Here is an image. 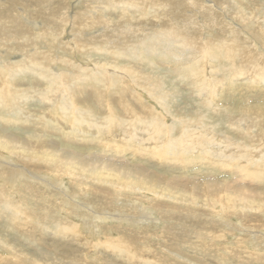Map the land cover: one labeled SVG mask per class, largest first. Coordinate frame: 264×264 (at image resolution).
Returning <instances> with one entry per match:
<instances>
[{"label":"rangeland","instance_id":"obj_1","mask_svg":"<svg viewBox=\"0 0 264 264\" xmlns=\"http://www.w3.org/2000/svg\"><path fill=\"white\" fill-rule=\"evenodd\" d=\"M153 1L41 0L36 6L37 0H0V33L26 23L41 30L56 10L46 30L55 31L66 49L82 33L75 16L90 9L109 20L108 29L93 20L86 33L96 42L102 43L99 35H122L117 50L90 41L70 56L47 50L56 42L29 28L39 40L33 45L28 38L33 48L46 53L25 56L13 79L0 75V92L12 84L11 93L18 95L11 105L4 104L8 91L0 98V144H19L37 158L23 166L25 158L19 163L0 148V264H264V38L260 42L256 34L264 26V0H230L232 10L215 22L194 16L198 23H217L212 28L202 25L193 35H167L145 45L141 35L186 28L177 3L193 1L194 7H182L191 15L215 5L170 0L171 9H159ZM245 15L246 28L255 27L253 37L261 43L251 37L259 51H248L253 60L239 49L225 51L223 36L237 39L242 27L233 29V22L243 26ZM0 51L1 67L22 56L9 47ZM132 52L139 53L137 59ZM41 55L46 72L29 62ZM106 62L131 64L162 87L152 97L121 78L91 79L102 67L120 71ZM62 70L71 76L66 84L57 78L58 85L69 89L57 94L46 73L50 78ZM154 116L163 127L151 125ZM164 129L171 134L164 136ZM75 168L131 175L132 189L99 187ZM12 169L25 175L11 181ZM138 181L147 189H138ZM226 197H242L240 206L223 211Z\"/></svg>","mask_w":264,"mask_h":264},{"label":"bare ground","instance_id":"obj_2","mask_svg":"<svg viewBox=\"0 0 264 264\" xmlns=\"http://www.w3.org/2000/svg\"><path fill=\"white\" fill-rule=\"evenodd\" d=\"M17 1V0H16ZM21 1V0H19ZM45 1V0H44ZM50 1V0H49ZM57 1V0H56ZM101 0H99L100 2ZM184 1V0H183ZM209 1V0H206V2ZM212 1V0H210ZM61 1H59L60 3ZM186 2V1H185ZM50 3V2H49ZM232 2L230 0H215L213 4L215 5H212V6H209V7H212L213 10H204V11H201L199 12L198 10H196V13L195 14H189V11H187L188 14H184L183 12V9L182 7H194V2L193 1H189L188 2V5H183V3H177L176 6L177 9L182 12V18L180 19L181 23H184L186 25V28H183V29H179L176 25V29H174V27L169 30H166V31H162L161 34H159L158 32V35L157 33H151L150 32L146 35L144 34L143 36L141 35V39L140 41L146 45V43H151L159 38H162L164 36H175L177 34L183 36H190V35H193L192 32H197L196 30H200L202 25L205 26V29L207 30V28H212L213 25H216L217 23H208V22H199L198 23V18L194 17L195 15H197V17L199 16H203V15H209L210 18L212 19L213 22L217 21L218 20V15L219 14H225L226 11L228 10H232V8H230V6L232 5L231 4ZM4 4V3H3ZM41 4V0H37V4L36 6H39ZM64 4V2H63ZM154 8H169L171 9V3H170V0H166V1H161V0H154L152 2ZM235 4V3H234ZM61 5V4H60ZM69 5V4H68ZM183 5V6H182ZM219 5L221 7H219ZM16 6H17V3H16ZM52 6V5H51ZM63 6V5H62ZM65 6V5H64ZM63 6V7H64ZM241 6V5H240ZM47 7V6H46ZM53 7V6H52ZM57 7V6H56ZM61 7V6H60ZM60 7H59V12H60ZM69 7V6H68ZM220 9V10H217V8ZM54 8V7H53ZM58 8V7H57ZM56 8V9H57ZM45 9V8H44ZM48 9V7H47ZM193 8H191L192 10ZM256 10V9H255ZM72 11V10H70ZM168 11V10H166ZM46 12V11H45ZM44 12V13H45ZM22 13L24 14L25 11ZM50 13V12H49ZM57 11L55 10V13L53 16H48L46 18H48V20H45V21H42L43 24H44V28H41V30H38L36 29L32 24H29V23H26L27 26H23L21 24H19V28H16V30L13 31H10L9 33H0V47L1 46H4V47H9V50L10 52H12L14 54V52H16V54H22V56L20 57L19 55V58L17 56H15L13 58V62H8L7 63V66L5 64H2L3 67L0 66V75L1 76H7L9 79H13L11 73L13 71V68L22 63L23 62V58L25 56H28V57H35L36 55H39L41 53H46V51H38L37 49H34L32 44L35 45V43L39 40H36L34 39V34L29 32L28 29L29 28H34V31H38L40 33H46L47 36H49L51 39L50 40H53L56 42V45L54 46H49L47 48V50H54L56 52L57 55H59L58 53H67L68 55L71 56V53L72 52H75L76 54H78L80 51H83L84 49L88 48V44L89 42L91 41V44H95L96 46L98 44H101L102 46L104 47H111V48H115V50H117V43L119 42L120 38L122 37V35H118V36H115V37H112L111 35L109 36H104V35H99L98 37H102V43H98L95 41V38L94 37H91L90 36V33L87 34L86 32H88L89 30H92V23H93V20L96 19L98 22H96L97 25H101L104 27V29H108L109 26L107 24L106 21H109L107 19H104L102 15H100V12H95V11H92L90 9H88V13H84L83 15H77L75 16V24H80V29L79 31L82 32V33H77L76 37H74V41H75V44L71 47L68 46V48L66 49H63V44L62 42L59 41V39L57 38L56 36V33L55 31L51 32L49 30H46V29H49L50 26H52L54 24V21L56 20L57 17L53 18L55 15H56ZM235 13H237V11H235ZM254 13V12H253ZM21 14V13H20ZM38 14V12L36 11V15ZM48 14V13H47ZM61 14V12H60ZM245 14H246V11H245ZM0 15H1V12H0ZM35 15V16H36ZM99 15V16H98ZM9 15H7L8 17ZM12 16V15H11ZM10 16V17H11ZM44 16V15H43ZM62 16V15H61ZM95 16H98V17H95ZM240 16H243L240 15ZM254 16V15H252ZM3 15L0 16V20L2 21L3 20ZM67 17V16H66ZM224 15L222 16H219V19L222 20L224 18ZM262 17V16H261ZM264 17V16H263ZM262 17V18H263ZM15 18V17H14ZM43 19H45L44 17H42ZM65 18V17H64ZM10 19V18H9ZM54 19V20H53ZM200 19H202L200 17ZM242 19V23L245 22V20H247V23H243L242 25L243 26H239V25H236L238 23H236L235 21L233 22V29L239 31L241 30L240 27H242V32H239L237 33V39H235L234 37H232V35H224L223 37L226 38V46H225V51L226 52H229L228 50L230 51H233L234 53L237 52V50H241V52H244L243 55H241L242 57H245V58H248V59H251L253 60V56H250L251 54H256L257 52H255V48L252 49V38H253V41L255 44H258L259 40L260 42H263V38H264V26L260 27L259 28V31H261V35L255 30V27L254 28H246V25L249 24V18L247 17V15H245V17L241 18ZM33 20V19H32ZM85 20H89V21H85ZM105 20V21H104ZM162 20L161 17H157L155 16L154 18V22L156 24L160 23ZM173 20H175V18H173ZM231 20V19H230ZM263 21V20H262ZM57 22V21H56ZM63 21H61L60 23H62ZM59 23V24H60ZM66 24H70L69 20L68 19H65V25ZM41 25V24H40ZM61 25V24H60ZM245 25V26H244ZM1 26V25H0ZM42 26V25H41ZM56 26V25H55ZM58 26V25H57ZM145 26H148V25H144L143 28ZM161 26V25H159ZM75 27V26H74ZM15 28V27H14ZM53 28V27H52ZM56 28V27H55ZM3 29V28H2ZM145 29V28H144ZM149 28H147L148 30ZM162 29V28H161ZM4 30V29H3ZM9 30V29H8ZM57 30V29H55ZM146 30V31H147ZM150 30V29H149ZM30 34H29V33ZM78 32V31H77ZM145 32V30H144ZM257 32V33H256ZM255 33L257 34V38H259V40L256 41V39L253 37L255 35ZM128 34V33H127ZM142 34V33H141ZM161 35V36H160ZM230 36V37H228ZM78 37V38H77ZM252 37V38H251ZM32 41V44L30 42V40ZM77 41V42H76ZM94 41V42H92ZM183 41V40H182ZM18 43L19 46L18 47H10L11 45H13L12 43ZM259 42V43H260ZM60 43V44H59ZM72 44V43H71ZM90 44V45H91ZM261 44V43H260ZM38 47V46H37ZM254 47V46H253ZM256 47V46H255ZM262 47V46H261ZM97 48H99V46H97ZM242 48V49H241ZM263 48V47H262ZM7 50V49H6ZM63 50V52L61 51ZM253 51V53H249L248 51ZM260 50V49H259ZM8 52V50H7ZM204 52V51H202ZM245 52L249 53V55L245 54ZM0 53H2L0 51ZM6 54V52H3ZM238 53H240V51H238ZM264 53V52H263ZM228 54H232V53H228ZM241 54V53H240ZM209 55V52H204V56H207ZM1 56V55H0ZM139 56V53L138 52H132V58L131 59H137ZM45 57V56H44ZM44 57L41 55L40 58H36L37 62H33V61H29L31 64H34L35 66L38 67L37 71H41V70H44L43 69V62H44ZM6 58V57H5ZM20 59V60H18ZM86 58H82L80 60H85ZM1 61H3V59H0ZM72 60V59H71ZM86 61V60H85ZM131 61V60H129ZM128 61V62H129ZM73 62V61H72ZM71 63V62H69ZM108 65L107 66H112L116 69H120V71H115V70H111V69H107L106 67H102L101 70L99 71L98 74H95L92 76V73L91 75H89L91 77V79H94V80H102L103 78H106V80H115L117 78H121L123 79V81H121V83H125L124 80H127V81H130L134 87H136L135 89H143L145 92H148L149 95H151L152 97H155L157 92H158V88L159 87H162V82L161 81H158V79H152L150 80L149 77L143 75V73L139 70V69H136L133 65L131 64H128L127 66H118V65H112L111 63L109 62H106ZM6 66V67H5ZM78 66V64H77ZM80 67V66H79ZM78 67V68H79ZM85 67V66H84ZM81 68V67H80ZM16 69V68H15ZM14 69V71H15ZM84 69V68H83ZM19 73L23 72L22 69L20 68H17L16 69ZM143 71V70H142ZM46 72V71H45ZM81 72L84 73L83 70H81ZM110 72V73H109ZM254 72H256V68L254 70ZM68 72H66L65 70H62V74L58 75V74H55L54 73V76L50 77L48 76V74L46 73V77L48 79V82L49 83H53L55 82V87H56V92L57 94H60L62 91H65V90H68L69 87L67 88H63L61 87L60 85H58V82H57V78H58V81L59 82H62L63 84H66V82L69 80L70 76L69 74H67ZM70 73V72H69ZM146 73V72H145ZM196 74H198L199 76H201V72H198L196 70ZM212 75H213V72H212ZM145 76V80L143 81H138V77H143ZM212 80V77L211 79H209V81ZM126 81V82H127ZM141 83H148L146 86L144 87H141ZM153 84H156V86H154ZM153 85V86H152ZM125 87V86H124ZM133 89V87H132ZM14 90V87L12 84H7L6 85V88L4 91L0 92V98H2L5 94L6 91L7 94L11 97L9 100H7L6 102H4L5 105H11V104H14L16 102V99H17V96H15L13 93H11V91ZM19 92L21 91H24L23 89H18ZM142 90V91H143ZM25 92V91H24ZM140 93V92H139ZM48 96H51V92H50V88L48 89V92L47 94L44 96L45 99H47ZM1 107V106H0ZM151 125L154 126V127H163V123H160L159 122V119H157L155 116L153 117V119L151 120ZM165 131H167V134H166V137L171 134V130L170 129H164V133L163 135L165 136ZM19 144H12V145H9V144H0V148L3 149L4 151L8 152L9 154V157L10 158H13L15 159L17 162H19V158L23 157L25 158V162L22 164L23 166H26L27 164L28 165H31L34 161L37 160V158L35 156H32L30 152H26V151H23L21 150L19 147ZM21 147V146H20ZM22 148V147H21ZM236 150L240 153H242V150L240 148H236ZM8 158V159H10ZM233 160H235V158H233ZM20 163V162H19ZM57 168V167H55ZM106 169V168H104ZM103 169V170H104ZM96 171V170H91V169H83V168H75L74 170V173L78 176H81V177H90L96 181H99L101 183V185H99V187H104L105 184H107L108 188H110V190H120V189H126V190H130L132 189L131 186H132V181H134L133 179H131V175H125V174H116V173H113V172H110L109 170H106V171ZM9 172H11L13 175H14V179H12L11 181H14L16 182V179L19 178L20 176H24L25 173H24V169L21 170V169H12V170H9ZM119 172V171H118ZM26 178V177H25ZM140 183V186L138 187V189H147L146 187L143 186L142 184V181H138ZM218 186V185H217ZM108 188L106 187V189L104 188H100L101 190H108ZM215 193V192H213ZM263 195V194H262ZM228 197H226L227 199ZM230 198V197H229ZM228 198V199H229ZM233 198V197H232ZM226 200V206L222 209L223 211L227 212L228 213V210H235V206H240L238 203H240L239 199H242L239 198V199H232V200ZM255 199V198H254ZM243 200L244 197H243ZM247 202V201H246ZM264 203V202H263ZM246 204V203H245ZM264 205V204H263ZM243 207H245V205H241ZM263 207V206H262ZM242 208V207H240ZM239 208V210H240ZM247 209V208H246ZM236 212L238 213V211L236 210ZM229 216V214H225V216ZM106 239V237H105ZM256 239V238H255ZM106 241H109V238L107 237ZM100 246H102V242L101 243H96L95 244V248L98 249L100 248ZM111 247H113V245H110Z\"/></svg>","mask_w":264,"mask_h":264}]
</instances>
